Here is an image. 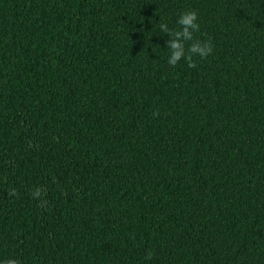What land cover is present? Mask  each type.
I'll use <instances>...</instances> for the list:
<instances>
[{
	"label": "trees",
	"instance_id": "obj_1",
	"mask_svg": "<svg viewBox=\"0 0 264 264\" xmlns=\"http://www.w3.org/2000/svg\"><path fill=\"white\" fill-rule=\"evenodd\" d=\"M0 257L264 264V0H0Z\"/></svg>",
	"mask_w": 264,
	"mask_h": 264
},
{
	"label": "clouds",
	"instance_id": "obj_2",
	"mask_svg": "<svg viewBox=\"0 0 264 264\" xmlns=\"http://www.w3.org/2000/svg\"><path fill=\"white\" fill-rule=\"evenodd\" d=\"M175 28H169L167 23L161 22L159 29L162 34L167 35L164 41L168 49L167 63L175 67L182 59L187 62L188 67H196L194 57L206 58L212 52V46L208 41L194 39V33L199 31L198 13L194 10H186L180 13L175 21ZM190 42V43H189ZM34 196H40V190H36ZM0 264H20L13 257H0Z\"/></svg>",
	"mask_w": 264,
	"mask_h": 264
}]
</instances>
